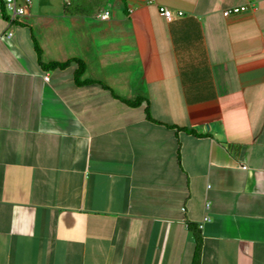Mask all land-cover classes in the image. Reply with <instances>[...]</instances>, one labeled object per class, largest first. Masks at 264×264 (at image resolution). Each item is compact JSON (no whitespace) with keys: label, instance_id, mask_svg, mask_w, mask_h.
<instances>
[{"label":"crops","instance_id":"1","mask_svg":"<svg viewBox=\"0 0 264 264\" xmlns=\"http://www.w3.org/2000/svg\"><path fill=\"white\" fill-rule=\"evenodd\" d=\"M72 3L0 13V264H264V0Z\"/></svg>","mask_w":264,"mask_h":264},{"label":"trees","instance_id":"2","mask_svg":"<svg viewBox=\"0 0 264 264\" xmlns=\"http://www.w3.org/2000/svg\"><path fill=\"white\" fill-rule=\"evenodd\" d=\"M92 1V7L91 9H85V8H79V9H70V6H66L67 11L73 14H83V15H93L97 12V10L105 5L106 0H91ZM2 13L5 15V13L2 10ZM5 17H7L5 15ZM35 49L37 50L38 56L40 55V49L38 45L35 43ZM39 58V57H38ZM71 61H75L77 63V68L75 70V78L81 75V73L84 70V63L80 59L72 58L65 61H48L43 62L39 58L40 66L44 70L53 69V68H64L69 65ZM142 99L140 97H136L131 104L133 106H138L141 103ZM145 115L149 120H152V118L149 115L148 110L145 108ZM194 133L195 132H191ZM195 249L192 259V264H199L200 259V252H201V237L200 235L195 232Z\"/></svg>","mask_w":264,"mask_h":264},{"label":"built area","instance_id":"3","mask_svg":"<svg viewBox=\"0 0 264 264\" xmlns=\"http://www.w3.org/2000/svg\"><path fill=\"white\" fill-rule=\"evenodd\" d=\"M31 3V0H25V4H18L16 0H0V13L3 12L7 16L6 19L8 22L14 21L17 17L23 15L25 13L26 6ZM247 9L246 5H237V6H231L222 11V14L224 16H228L230 14L239 13L241 11H245ZM159 12L167 19H170L172 17V12L170 9L166 7H159ZM181 14V12L179 13ZM109 15V12L107 10H104L103 12H100L98 14V17L101 19L107 18ZM10 34V33H9ZM45 79H47V76H44ZM209 216L205 215L202 219V221L198 224V227L201 228L203 222L208 221Z\"/></svg>","mask_w":264,"mask_h":264},{"label":"rangeland","instance_id":"4","mask_svg":"<svg viewBox=\"0 0 264 264\" xmlns=\"http://www.w3.org/2000/svg\"><path fill=\"white\" fill-rule=\"evenodd\" d=\"M72 2L73 3L70 6V9H79V8L91 9L92 7L91 0H72ZM106 3L109 7L114 6L113 0H106Z\"/></svg>","mask_w":264,"mask_h":264}]
</instances>
